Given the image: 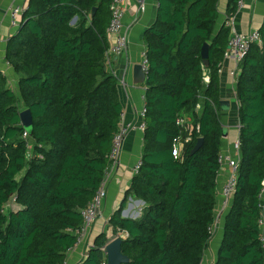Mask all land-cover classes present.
<instances>
[{"label":"trees","instance_id":"1","mask_svg":"<svg viewBox=\"0 0 264 264\" xmlns=\"http://www.w3.org/2000/svg\"><path fill=\"white\" fill-rule=\"evenodd\" d=\"M111 3L28 0L7 41L5 60L20 77L15 92L0 72V264L64 262L83 224L81 209L110 165L123 113L118 79L105 68ZM219 5L159 0L155 21L144 32L142 165L127 194L146 207L138 218L123 217L124 200L109 219L115 232H128L122 238L125 264H202L209 246L225 133L220 69L231 32L226 19L237 13L238 0H227L220 26ZM259 29L262 41L251 46L237 77L241 158L213 264H264V22ZM26 108L33 131L24 137L20 112ZM181 117L190 124H179ZM179 136L184 146L175 156ZM200 137L203 144L193 151ZM12 197L20 207L7 212ZM109 241L105 232L98 235L83 264H103Z\"/></svg>","mask_w":264,"mask_h":264},{"label":"crops","instance_id":"2","mask_svg":"<svg viewBox=\"0 0 264 264\" xmlns=\"http://www.w3.org/2000/svg\"><path fill=\"white\" fill-rule=\"evenodd\" d=\"M28 0H0V72L7 76L9 86L18 91L19 75L13 67L5 60L7 41L15 28L10 24L9 10L14 4L27 5ZM147 7L143 13L137 16V0H126L124 24L128 32V47L119 55H113L109 61L106 60V71L118 79L120 99L123 105L124 122L130 124V130L125 138L118 165L113 171L107 186V196L102 213L92 224L90 231L86 234L83 242L68 253L70 262L83 260L94 244L98 235L105 232L111 241L116 238L118 232L113 230L109 219L113 213L123 205L122 216L127 218H138L142 215L146 203L134 194H127L135 172L134 165L142 158L144 144V130L141 128L143 117L141 111L144 108L146 82L136 83L134 80V65L144 63V52L146 45L143 39L145 30L155 21L159 0H146ZM227 0H220L219 26L226 19ZM264 22V0H246L245 7L235 15V28L237 31L246 33L252 29H259ZM236 63L231 58H225L221 64V100L229 102L226 109L221 110L222 122L228 128L227 135L222 142V152L236 154L234 144L239 140V100L237 98V77L233 75ZM240 73V71H239ZM238 73V75H239ZM229 175V169L222 167L218 173L217 204L214 210L215 221L213 223L212 237L209 246L204 253L202 264H210L216 261L218 251L224 235L225 217L232 205L224 209L222 207L223 196L222 185ZM17 210L20 206L16 203ZM261 234L264 235V226Z\"/></svg>","mask_w":264,"mask_h":264},{"label":"built area","instance_id":"3","mask_svg":"<svg viewBox=\"0 0 264 264\" xmlns=\"http://www.w3.org/2000/svg\"><path fill=\"white\" fill-rule=\"evenodd\" d=\"M138 8H137V16L140 13H143L146 10L147 3L146 0H137ZM125 3L126 0H112L111 3V19L108 26V34L110 39V45L105 55V60L109 61L113 55H119L126 51L128 47V32L125 28L124 24V14H125ZM246 5V0H238V9L237 12L242 10ZM25 10L24 4H14L9 10V19L10 24L17 30L22 21V15ZM236 15V14H235ZM235 15L230 19H226V26L231 28L228 48L225 52V58H231L236 63V70L233 72V75L238 77V73L241 70V62L246 57L250 48L255 43H261V32L260 29H252L249 32L242 33L236 30L235 28ZM227 18V17H226ZM145 62L143 63L146 70H147V59H146V51L144 52ZM209 78H206L208 81ZM200 108L201 105L198 104ZM146 106L141 111V116L143 117V122L141 124V128L145 129V116H146ZM124 113L121 115V121L119 124V128L116 131L113 141L111 150L109 153V161L110 165L108 166L107 170L105 171L104 177L102 182L100 183L99 188L96 190L93 199L83 208L81 209V214L83 217V224L82 226L76 231L78 238L74 246L69 249L71 252L74 248L79 246L86 234L88 233L89 228L95 222V220L100 216L103 209V203L107 196V186L109 179L111 178L114 169L119 163L121 152L123 149V144L125 141L126 136L130 130V124H127L123 120ZM178 123L181 125L190 124L187 120L183 117L178 119ZM28 133L24 132V137H27ZM181 136L175 139L173 154L178 156L180 150L183 148L184 143L181 141ZM190 136H186L185 140L188 141ZM234 150L236 151L235 155L230 153H220L219 154V163L221 167H227L229 169V175L224 181L221 192L223 196L222 207L226 209L230 202L233 200V196L236 190L237 185V178H238V171L240 165V145L239 140H237L234 144ZM142 165V159L140 158L136 164L134 165V172L137 173ZM260 207H261V214L259 217V224L260 227L264 226V180H263V187L260 192ZM211 233L213 232V226L210 229ZM128 236V232L126 231H119L116 237L125 238ZM261 240L264 247V235H261ZM105 250V248H104ZM87 255V254H86ZM86 257V256H85ZM84 260V259H83ZM83 260L79 262H70L69 260H65L61 264H83ZM103 264H107V259L103 262ZM213 264V263H210Z\"/></svg>","mask_w":264,"mask_h":264},{"label":"water","instance_id":"4","mask_svg":"<svg viewBox=\"0 0 264 264\" xmlns=\"http://www.w3.org/2000/svg\"><path fill=\"white\" fill-rule=\"evenodd\" d=\"M96 7L93 8L94 13ZM76 18L72 22H75ZM202 56L206 65H209V43H205L202 48ZM134 71V80L136 83H144L147 80V70L143 63H136L133 68ZM223 109L228 107L229 102L227 100L221 101ZM20 118L22 126L25 128L28 134H32L33 131V115L30 108H26L20 112ZM224 137L227 135L228 128L224 126ZM204 138L200 137L193 151L198 150L203 144ZM122 238L116 237L113 240L109 241L105 246V252L107 255V264H125L129 261V257L122 252Z\"/></svg>","mask_w":264,"mask_h":264},{"label":"rangeland","instance_id":"5","mask_svg":"<svg viewBox=\"0 0 264 264\" xmlns=\"http://www.w3.org/2000/svg\"><path fill=\"white\" fill-rule=\"evenodd\" d=\"M104 204H105V201H104V203H103V206H104ZM103 206H102V207H103ZM15 208H16L15 197H12V198L10 199V201H8V202L6 203L5 209H6L7 212H9L10 210H14ZM90 228H91V227H90ZM90 228H89L88 232L90 231ZM85 237H86V236H85Z\"/></svg>","mask_w":264,"mask_h":264}]
</instances>
